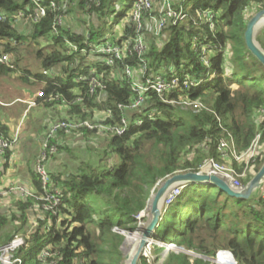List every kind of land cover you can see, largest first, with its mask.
Listing matches in <instances>:
<instances>
[{
  "label": "trees",
  "instance_id": "1",
  "mask_svg": "<svg viewBox=\"0 0 264 264\" xmlns=\"http://www.w3.org/2000/svg\"><path fill=\"white\" fill-rule=\"evenodd\" d=\"M135 1L39 0L45 13L33 23L28 20L36 10L32 0H0V38L12 40L4 51L14 65L0 63V74L19 69L18 45L32 40L38 47L34 53L42 70H52L57 77L51 79L42 72L32 74L28 69H23L19 77L27 84L41 85L44 97L37 99L45 106L64 104L67 110L62 120L86 121L93 115L91 110L97 109L104 117L108 112L104 124L115 127L122 118L127 121L122 135L110 134L108 151L101 159L115 154L118 164L110 160L104 167L95 168L79 160L76 171L52 173L47 168L49 189L59 190L56 213L44 211L43 201L37 198L44 194L34 171L38 158L30 172L32 194L17 196V192H9L0 196V200L6 197L8 201L0 206V245L22 235L24 245L12 257L21 258L23 264H120L119 247L124 236L115 229H136V216L145 209L150 191L159 180L179 171L197 172L205 158L219 159L217 145L223 138L232 139L239 153L257 135L264 143V66L250 54L244 40L246 22L264 9V0H172L173 8L184 10L188 17L176 24L168 23L159 35L148 28H152L149 18L158 14L160 3L152 0L155 10L142 19L140 35L145 51L140 55L134 49L137 32L128 17ZM51 3L55 6L51 7ZM203 11L214 14L213 28L206 20L198 19ZM75 12H80V16L74 17ZM19 14L28 18L30 24L23 31L14 25ZM58 16L62 23L57 26ZM71 18L81 28L72 29ZM123 20L118 36L115 30L105 34L108 27ZM263 36L257 40L264 48ZM195 37L198 43L208 45L207 66L195 52ZM40 40L47 49L40 45ZM107 40L125 49L123 57L112 66L98 62L92 52ZM126 68L133 75H128ZM157 75L167 81L174 77L183 80L189 75L194 82L188 89L179 85L161 95L146 90L142 95L144 103L138 109L125 108L138 96L133 82L143 84ZM82 76L84 81L77 83L75 79ZM91 77L105 87L90 92ZM51 95L58 97L47 101ZM185 98L202 101L206 109L193 112L164 102ZM152 110L155 113L150 119L147 114ZM257 113L262 116L259 124L254 119ZM138 119L142 124H136ZM96 134L95 129L86 127L70 134L59 130L52 138L44 133L41 145L47 138L48 145L56 146L53 155L63 151L69 154L76 152L78 146L91 147L89 139ZM0 137L12 142L1 121ZM192 150L195 156L183 157ZM9 152L10 147L3 156L7 158ZM263 162L264 157L257 156L256 172ZM94 203L99 204L96 207ZM205 237L213 244L206 245ZM219 237L222 241L215 245ZM153 238L204 257H213L222 249L231 252L237 264H264V197L258 194L249 199L235 198L212 185L186 184L165 207ZM161 248L154 245L156 250ZM43 249L45 260L39 256ZM227 251L220 252L218 257L224 253L233 260ZM137 264L150 263L140 256ZM162 264L211 263L201 257L190 259L184 253L172 252Z\"/></svg>",
  "mask_w": 264,
  "mask_h": 264
},
{
  "label": "built area",
  "instance_id": "2",
  "mask_svg": "<svg viewBox=\"0 0 264 264\" xmlns=\"http://www.w3.org/2000/svg\"><path fill=\"white\" fill-rule=\"evenodd\" d=\"M32 2L36 6V10L32 15H29V20L33 23H37L39 19L44 16L45 9L43 6H41L39 0H32ZM54 6H55L54 3H51V7ZM154 10L155 7H153L152 0H136L131 8L130 17L135 26L134 29L137 32V37L134 39V43H135L134 49L139 55L145 51V46L139 35L140 31L143 29L142 19L146 13L151 14V12ZM156 12L158 14L151 15V18H149L152 27H154V30L156 31V34H158L163 28H165L168 23L176 24L179 21H185L188 17L187 13L184 10L180 9L177 11L175 8H173L172 0H160ZM2 18L3 17L0 15V21L2 20ZM213 18H214V14L212 13V11H203L198 14V19L206 20L209 28H213ZM61 23H62V18L61 16H58L56 19V25L57 26L61 25ZM57 26H54L52 28L53 32L55 33L57 32ZM194 41L196 42L194 44L195 52L199 53L201 63L207 66L209 63L208 56L206 54L208 45L198 43L196 37L194 38ZM9 43H13L11 39L7 40L5 38H0V63L5 65L11 64L10 67H14V65H12V62L10 60L9 53L4 51V46ZM69 45L72 46L71 44ZM73 49H76V47L73 46ZM124 50H125L124 48H120L119 45H117L115 42L107 40L104 43L102 42L99 45H97L95 50L92 52L94 53V56L96 57V60L98 62H101L106 66H112L115 60H120L123 57ZM125 71L128 75H131L130 74L131 71L129 68H126ZM42 74L45 77L51 79L57 77V74L54 73L52 70L44 69L42 70ZM84 79H85L84 76H82L80 78H76L75 81L77 83H80L84 81ZM89 80H90V92L94 91L95 89H103L105 87L103 84L95 81L93 77H91ZM193 82L194 80L189 75H186L183 80L182 79L180 80L178 77H174L170 81H167L162 76L157 75L154 79L153 78L146 79V81L143 84L133 82L132 84L133 90L137 92L138 96L135 98L132 104H130L125 108H127L130 111L138 109L144 103V97L142 95L143 92L146 90H152L155 91L157 94L161 95L164 92L174 90L179 85H181L183 89H188V87ZM37 95L39 97H44L42 90H39ZM57 97H58L57 95H51L46 100L53 101L57 99ZM164 102H167L173 106H178L181 109L184 107H192L193 111L195 112H199L202 109H206V107H204L198 100H191L185 98L182 100H171V101L164 100ZM154 113L155 110L148 112L147 114L148 118L150 119L153 118ZM105 116L106 117L109 116L108 112L107 114L105 113ZM136 124L137 125L142 124V120L141 119L136 120ZM81 127H86L88 129H91L90 125L86 121L54 120L52 123H49L45 134L47 135V138H52L57 134L59 130H63L68 134H70ZM126 127H127V121L125 118H122L120 124L114 127L115 134L122 135ZM47 138L43 141L41 145L42 146L41 154L34 164V171L41 182L42 189L44 190V194L37 196V198L43 201L42 208L44 211L56 213L57 211L56 208L60 203L59 190L57 188H52V190L49 189L51 180L46 167V161L48 160L49 156L53 155L56 152L57 149L55 145H48ZM256 138L259 139L260 135H257L255 139ZM227 144H231L233 146L232 139L228 141L227 139L223 138L218 142L217 149L220 155L225 153V151L227 150L226 149ZM10 146L11 143L8 140L0 137V157H2L5 154V151ZM249 147L245 150L246 152L249 151L248 150L250 149ZM257 156L258 155L256 154L255 157L253 158L254 163L256 161ZM215 159L216 158L214 157L207 158L206 160L208 161L209 167H204L205 164L204 165L201 164L197 172L199 173L206 172L208 175H215L224 181L229 180L228 182H230V184L234 189L240 188L238 187L236 181L230 179V176L222 172L221 169L214 163ZM185 186L186 185H179L178 187L171 188L170 192L168 193V195H166V198L164 200L165 205L167 206L168 204H170L172 200L180 193V190ZM9 192H18L22 196H27L32 194V191H29L22 186H13V187H9L6 190L0 185V196L7 195ZM22 245H24V238L22 237V235H15L8 243L4 245H0V264H23L21 258L12 257L13 253L17 251L18 248H20ZM171 245L172 243L168 244V246ZM39 256L40 259L45 260L47 256L46 251L44 249L41 250Z\"/></svg>",
  "mask_w": 264,
  "mask_h": 264
},
{
  "label": "rangeland",
  "instance_id": "3",
  "mask_svg": "<svg viewBox=\"0 0 264 264\" xmlns=\"http://www.w3.org/2000/svg\"><path fill=\"white\" fill-rule=\"evenodd\" d=\"M153 7H156V6H153ZM157 9H158V7H157ZM79 13L80 12H75L73 14V16L74 17L80 16ZM130 13H131V9L129 10V14H128L129 20H131ZM27 19L28 18H26V19L23 18V14L17 15V17L14 20V25H16V27H17V29H19V31H23L25 28H28L30 26V24L28 23L30 20L28 19L29 21H27ZM71 20H72L71 21V24H72L71 28L72 29L81 28V25L79 22L75 21V19H72V18H71ZM111 21H112V19H111ZM123 26H124V20L122 22H119L117 26L114 25L112 28L108 27L105 34L107 33L106 35L108 36V34H110L111 32H113L115 30V35L118 36L120 34V32L122 31ZM148 28L151 31V33H153L154 35H159L160 32L158 34H156L154 27L150 28V26H149ZM139 35H140V33H139ZM263 35H264V26L256 28L255 33H254L255 41L257 42L259 47L262 48V50L264 51V48L260 45V43L257 40V39L261 38V36H263ZM140 37H141V35H140ZM141 39H142V37H141ZM263 39H264V36H263ZM39 43L44 49H47L44 41L40 40ZM37 48L38 47L36 46L35 42L32 40L31 41H24L22 44L18 45L19 58H20L18 61L19 62V69L11 71L7 75L0 74V102H8V100H13L16 97L21 96L23 93L22 89L29 87L28 85H30V84L23 82L22 79L19 77L20 72L23 69H28L30 72H32V74L42 72V68L39 65L40 63L35 58L34 51ZM130 71H132V70L130 69ZM130 74L133 75L132 72H130ZM134 83H138V82L134 81ZM198 101H200V100H198ZM200 103L204 107H206V105L202 101H200ZM56 105H59V106L65 107V108H63V111L60 112V114L57 112H56V115L53 114V116L49 119L48 123H52L54 120H62L63 117H65V115H66L67 107L64 104H56ZM19 106H22V104L20 102H16L14 104V108L16 110L18 109ZM6 109L7 108L0 105V118L2 116L7 115ZM182 109L193 111L192 107H184ZM91 111H93V115L91 118L86 120V122L90 125L91 129H95L97 132L96 135L92 136L91 139H89L88 144L92 148L89 147V148L83 149L80 146H78L76 148L77 149L76 152H71V153L69 152L70 157L71 156L77 157L76 160L70 159V162L68 164V167H69L68 170L69 171H76V168L78 166L80 159L86 161L87 164H89L90 166H93L95 168L104 167L105 165L108 164V161H110V160H112L111 162L113 164H118V162H119V158L115 154L110 155L108 159L101 160L102 157H104L103 156L104 152L108 151L107 142H108L110 134H115L114 126L112 127L108 124H104L106 116L104 117L103 112H101L97 109H93ZM193 112H195V111H193ZM254 119H255L256 123L259 124L260 121L262 120L261 114L260 113L254 114ZM259 139L256 138L255 140H253L251 146L249 147L250 149H248L249 151H247V152L245 151L243 153L237 152L235 149H233V146L231 144H227V148H226L227 150L225 151V153L220 155L219 159L214 160L215 161L214 163L221 169L222 172L228 174L230 176V179H233V181L237 182L238 187H240V188L234 189L232 187V185L230 184V182H228L229 180L225 181L233 190H240V189L244 188L246 186V184L257 173L255 171L256 163H254L253 158L255 157L256 154L258 156L262 155L264 157V143L261 144ZM74 145H77V144H74ZM193 156H195V153L193 150L187 151L183 155V157H185V158L186 157L192 158ZM235 156L238 158H236ZM206 159L207 158L203 159L201 164L202 165L205 164L204 167H209L208 161ZM177 173H180V171ZM203 174H207V173L205 172ZM163 181H164V179L159 180L155 184V186L150 191V195H153L156 192L157 188L161 185V183ZM179 185H186V184H177V185H174L172 188L178 187ZM183 189H184V187L180 190V192ZM169 192H170V190L167 192V195ZM258 194L261 195L262 197H264V180L251 193L250 198L252 196H255ZM165 198H166V195H165ZM6 199H7L6 197L1 199V201L2 200L3 201L2 202L0 201V206H3L6 203H8V201L6 202ZM4 201L6 203H4ZM98 204L99 203H94V205L96 207L98 206ZM148 205H149V203L147 200V204H146L145 208H147ZM165 207H166V205L163 201V204L161 206L162 214H163ZM149 218H150V210L144 209L143 212H141L139 215L136 216L137 227L134 231L127 232L124 230H120L118 228L115 229V232H118L124 236V240L119 247L121 250V256H122L121 260H120V264H130V261H129V263L127 262L128 257H129V255H131V253L133 252V250L136 247L134 246L133 243L128 241V237L133 235V233L142 232L144 227L148 223ZM205 238H206L205 239L206 245L210 246L211 244H213L212 243L213 241L210 238H207V237H205ZM216 241H215V245H218L222 241V238L219 237ZM155 244L162 247L161 250L154 249ZM222 251H227V250L218 249L215 252L213 257H211V256L204 257V256H200L199 254H197L193 251H187V250H184L183 248L177 247L174 244H172L171 246H168V244L161 243V241L154 239V240H152V242H147V244L142 248L141 256L148 258L150 264H162V262L165 261L167 256L169 254H171L172 252L184 253V254L188 255V257L190 259H194L196 257H201V258H204L205 260L209 261L211 264H234L233 260L235 261V259L231 260L230 258L226 257L224 253H222L221 256H219L220 258L217 259L219 253ZM138 260L139 259H137V263H138ZM235 263H236V261H235Z\"/></svg>",
  "mask_w": 264,
  "mask_h": 264
},
{
  "label": "crops",
  "instance_id": "4",
  "mask_svg": "<svg viewBox=\"0 0 264 264\" xmlns=\"http://www.w3.org/2000/svg\"><path fill=\"white\" fill-rule=\"evenodd\" d=\"M28 86L22 89L21 96L8 102H0V105L7 108V115L2 116L0 121L7 126L12 140L8 157H0V181L3 187L22 186L31 191L33 187L30 172H33V163L40 156L41 139L49 125V119L53 114L56 115V112L60 114L65 107L45 106L37 99L41 85ZM16 102L22 104L17 110L14 108ZM76 158L63 151L49 156L46 167L52 173H64L68 169L70 159ZM16 195L21 194L17 192Z\"/></svg>",
  "mask_w": 264,
  "mask_h": 264
},
{
  "label": "water",
  "instance_id": "5",
  "mask_svg": "<svg viewBox=\"0 0 264 264\" xmlns=\"http://www.w3.org/2000/svg\"><path fill=\"white\" fill-rule=\"evenodd\" d=\"M264 17V9L257 11L247 22L246 30L244 33V40L247 50L264 66V51L259 47L255 41V30L258 28L259 21ZM264 180V162L255 176L240 190H233L224 180L215 176L199 172H180L168 176L164 179L161 185L157 188L153 195L148 199V207L145 209L150 210V218L143 231L141 232V240L137 253L131 258L130 264H137V259L141 256V249L147 244L152 242L155 228L161 219L162 212L161 206L167 192L177 184H204L212 185L222 190L229 196L235 198L249 199L251 193L260 185ZM143 212V211H142ZM229 252V251H228ZM231 254V252H229ZM232 258L233 255L231 254ZM234 259V258H233Z\"/></svg>",
  "mask_w": 264,
  "mask_h": 264
},
{
  "label": "bare ground",
  "instance_id": "6",
  "mask_svg": "<svg viewBox=\"0 0 264 264\" xmlns=\"http://www.w3.org/2000/svg\"><path fill=\"white\" fill-rule=\"evenodd\" d=\"M261 25H264V17L259 21V23H258V26L257 27H259V26H261ZM167 195V194H166ZM164 199H165V197H164ZM164 201V200H163ZM142 235H141V232L140 233H133V235H131L130 237H128V241L129 242H131V243H133L134 244V246L136 247L134 250H133V252L131 253V255H129V257H128V263H129V261L131 260V258L137 253V251H138V247H139V242H140V240H141V237ZM141 251H142V249H141ZM221 256V255H220ZM220 257H218L217 259H219ZM233 263L235 264V262H234V260H233Z\"/></svg>",
  "mask_w": 264,
  "mask_h": 264
}]
</instances>
